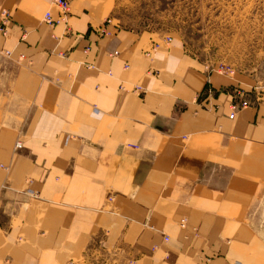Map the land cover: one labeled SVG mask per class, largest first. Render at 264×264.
Masks as SVG:
<instances>
[{"label": "crops", "instance_id": "obj_1", "mask_svg": "<svg viewBox=\"0 0 264 264\" xmlns=\"http://www.w3.org/2000/svg\"><path fill=\"white\" fill-rule=\"evenodd\" d=\"M118 3L69 0L49 28L52 0H0V264H264L262 82L174 36L145 56L163 33Z\"/></svg>", "mask_w": 264, "mask_h": 264}, {"label": "rangeland", "instance_id": "obj_2", "mask_svg": "<svg viewBox=\"0 0 264 264\" xmlns=\"http://www.w3.org/2000/svg\"><path fill=\"white\" fill-rule=\"evenodd\" d=\"M117 10L122 25L174 36L209 68L264 82V0H119ZM251 208L264 240V182Z\"/></svg>", "mask_w": 264, "mask_h": 264}, {"label": "built area", "instance_id": "obj_3", "mask_svg": "<svg viewBox=\"0 0 264 264\" xmlns=\"http://www.w3.org/2000/svg\"><path fill=\"white\" fill-rule=\"evenodd\" d=\"M52 4L56 7V12H58L57 15H54L50 10H46L45 13L42 16V21L49 27V28H53L55 25L57 24H61V23H66L67 19H68V15H69V10H70V6H69V0H52ZM1 14V19H0V32L2 33V35L6 36L7 35V29H6V24L9 20V13L8 10H2L0 12ZM102 33H106L109 34L111 33V30H109L106 27H101L100 28ZM172 42L171 36L169 35H165L162 37L161 41H154L151 45V47L145 52V56L151 58L153 55V51H155L160 45H170ZM88 48H86L87 50ZM8 53V51L6 52V54ZM127 65H124V68H126ZM204 68L207 70H210L211 68H209L207 65L204 64ZM216 69L218 71L221 72H233L234 70L232 68H226L223 69L222 67H216ZM151 71V70H150ZM152 73L154 71H151ZM120 89L122 90H126L129 92H134L137 94L142 93L143 88L140 87V85L138 84H133V86L131 88H127L125 87V85L120 84L118 86ZM257 89L259 90H263L264 91V83H261L258 85ZM237 100H234L231 102L230 104V113L228 114L231 118L234 117V112L239 109L242 108L243 106H246L248 104V100L244 99L243 96V92L237 91ZM17 145L20 144V142L18 141L16 143ZM163 240H167V236L163 235ZM68 264H72V263H68Z\"/></svg>", "mask_w": 264, "mask_h": 264}, {"label": "bare ground", "instance_id": "obj_4", "mask_svg": "<svg viewBox=\"0 0 264 264\" xmlns=\"http://www.w3.org/2000/svg\"><path fill=\"white\" fill-rule=\"evenodd\" d=\"M70 263H72V262H70Z\"/></svg>", "mask_w": 264, "mask_h": 264}]
</instances>
